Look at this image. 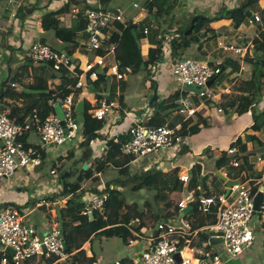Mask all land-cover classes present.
<instances>
[{"label": "crops", "instance_id": "crops-1", "mask_svg": "<svg viewBox=\"0 0 264 264\" xmlns=\"http://www.w3.org/2000/svg\"><path fill=\"white\" fill-rule=\"evenodd\" d=\"M103 1L104 0H78L79 3H87V7L79 5V3L70 2V0H56V2H53L52 0H14V2L12 3H10L9 0H3L2 2H0V90L2 92V96L4 90L16 89L17 91H20L23 88L26 89L27 86L32 85L38 79L45 80L50 88H55L58 82L63 80V78L60 77V75L52 69L51 65L32 62L26 57L27 52L33 43L42 42L48 45V43H46V40L51 43L48 46L53 50L60 53L68 51L67 48L70 45L65 42V39L58 38L54 31L46 32L43 30V16L48 12L65 10L64 13L59 14L57 17L60 28L70 29L73 26L80 28L82 22L81 18L77 19L78 15L83 18L82 13L87 8L96 6L98 8H103ZM242 1L243 0H241V2ZM173 5L174 11L172 17L166 19V25L162 29H158V26L153 23V19H149L146 9L144 10V13L146 15H142L141 20L132 18L130 21L132 23L131 26H138L136 30L135 28H131L130 26L133 37H135L137 33L142 34L143 30L146 27L149 28V33L147 35L144 34L145 37L141 38L139 42L140 48L137 45L139 55L143 62L142 64L144 65V69L146 71L132 73L126 69V73L123 72V81L125 82L126 74L132 73L134 77L138 76L136 80H144V88L145 86L147 87L148 81L150 79L156 83V87L154 90H149L151 92L149 96H144V98L143 96H141L139 104L140 106L134 107L132 111H129L127 109L129 105L126 101V98L124 97V108L119 107L118 109H114L110 117L106 121L102 122L104 123V127L101 130V134L109 139L116 138L118 135L125 133L131 126L132 121L142 122L144 125L145 123L149 122L157 112V109H155V107L152 105L156 97L159 98L157 102V104H159L166 101L174 94L179 93L181 96L179 100H181L182 98H184L182 96L184 91H186L187 93L189 91L192 93L194 92L193 90L181 89L180 86L175 82L174 78L171 76L172 66L176 63L177 59H173L171 57V51L168 46L170 44L169 41L172 39L175 33L172 35L168 34L164 36L161 31H169V28H171L170 30L174 32L175 29H178L180 27L175 25L179 24L181 20L182 22H188L193 17L199 19V17L205 16L204 18H210V20L212 21L216 18V16L220 15L222 10H229L239 6L236 5L235 0H230V3H228V0H193L192 4L189 6L185 5L183 0H179V2L173 3ZM106 7L108 9H115L112 6L110 7L109 5ZM256 7L260 9V12L258 13H261L262 10H264V0H260L259 4L256 5ZM116 10L118 9L116 8ZM197 12L203 13L204 16H198ZM120 16L122 18V22L128 23L123 19L121 11ZM148 19L150 20V23H146ZM139 23H144L145 25L141 27ZM211 27L217 32L216 38L219 37L221 39L226 36L231 40L230 43H227L226 41H219L218 45L222 43L227 45L230 44V46H235L233 44V41L238 40V44H240L241 46L237 45L235 47L241 48L243 50V53H234L235 56L227 54L231 52H224L223 50V52L221 51V53L225 55L224 57H222L225 59V63L227 59H229L231 62L235 63L237 67L235 68L233 65H230L229 67L225 66V71L229 70L230 72L235 73L234 77H232V83L230 84V86L226 87L220 93L214 94L212 90L215 84L214 83L211 86V91L215 96L213 100L206 101L200 98H194L195 107L198 109V112H201L205 117H211V127L208 129H204L200 134L186 140L179 150H166L162 152L160 156L146 159L144 161V164L142 165L143 168H140L142 170L134 171L133 173L130 167L132 163L129 166L130 172L132 174H138L141 171L146 172L156 167L161 172V182L159 184L160 187L166 188L172 187L174 185L181 186L180 190L173 191L169 194V202L171 203V206L166 207L167 203H164L162 210L156 208L159 213L156 219L159 222H167V224L169 225L180 228V230L184 232V238L181 239L180 244H183L184 256L186 254L187 256H190V258L191 256L193 257L192 259L187 257L190 260L191 264H197V260L199 259L210 260L212 256L215 257L218 255L217 252L219 254L222 252V248H220V245L222 244H219L217 246L210 245V249H208L206 244L200 239V234L204 232H211V228L214 227V224H211L205 218V215L202 212L199 213L198 216L187 215V212L189 211V205L194 202L187 204L186 209L179 210L180 213L178 211L179 203L186 201V198H188L190 194H192L194 197H212L214 195L226 194L227 187L225 183L217 176V173L220 172L228 179H231L228 177V174L234 173L235 168L227 165L222 167L221 169H217L216 164L217 160L219 159L218 155H220L221 152H225L227 153V155H229L228 150L232 148V144L238 137H242L245 143L251 144L252 146V149L246 153V156L250 158V163L254 165L253 170L250 172V179L259 177L258 175L260 173L263 174L261 175V177L264 176V146H261L259 144V141L252 142V131L246 132V130L250 128L253 123L252 113L250 112L242 116H236L233 113H228L226 107L228 97L242 94V92L239 91V88H241L243 82L252 80L257 74L258 68L261 67L260 62L264 59V52H261V49L258 50L256 48V41L261 38V35L259 36L260 31L264 32V30L260 25H258V30H248L247 33H244L242 30L244 25H242L238 30H235L232 21L227 19L213 21L211 23ZM85 30L86 29L84 27V30L79 32L78 34L84 36ZM104 35L105 37L103 38V42H110L111 44H113L111 48H115L116 51L117 42L120 39L119 30L115 26H111L108 30H105ZM60 36L65 37L64 34ZM160 40H163L162 44L164 45V59L161 62L157 61V54L153 52ZM75 41L80 45V48L75 53H73L70 58L73 59V62L77 67L79 66L83 68L86 62L90 60V56L93 53L91 52L89 56L82 55L79 50H89V45L79 39ZM260 45L261 43H259L258 48ZM61 50H64V52H62ZM190 55H193L195 59H200L202 57L197 53V51H190L185 58H192ZM215 55L216 54L211 49L210 44L209 57L216 58ZM82 56L84 57L85 61L81 60ZM111 62L112 60H110L108 63L110 64ZM77 63H79V65H77ZM144 69L141 68V70ZM11 79H13V83H10ZM171 79L174 82H172ZM122 83L123 82H118L114 77H111L107 78L106 80L102 79L100 81L94 82L93 87L88 86L85 90L79 89L80 97H76V103L77 107L81 103H83V112H77V114L83 115L86 112V104L88 103L91 104V106H94L97 102L96 99L98 97L102 98V100L105 98L110 99L113 86L116 87V95L115 97L113 96L112 100L117 101L120 104V88ZM235 86H237L238 88H235ZM137 87L138 84L136 82V89ZM128 89L129 87H126L125 91H128ZM155 92L157 93L156 96ZM82 95H87L88 101L85 102ZM36 96L37 94L33 93V97L35 98ZM138 96L139 95L135 92L133 97L137 99ZM151 97H153L152 102L150 101ZM5 103L11 104L14 109L18 111H20V108L24 107V104L21 101L17 100L14 94H11L6 98H0V111L3 110V104ZM32 104L33 100L28 101L26 104L27 108H30ZM58 104L62 106L63 103L61 104L60 101H51V107H56V105ZM258 109L259 112H264V96L262 101L260 102ZM219 110H221V112H219ZM92 111L93 110L89 111L88 114H90ZM21 112L23 116L24 113L23 111ZM162 112L163 113L161 114V118L163 119L164 125L173 126L174 122H176L177 120L178 122H180L179 124L185 123L187 126H190L194 123L195 118L188 117L186 114L179 115L177 110H164ZM125 113L127 114L126 116ZM183 115H186V117H183ZM79 124L80 126L83 125V123ZM179 124L176 126L180 127ZM33 133L35 134L34 139H32ZM256 134L259 138L264 137V133ZM25 135L26 144L29 148L28 150L26 149V151L32 158H34L35 154H40L37 158L41 160V166H31V169H29L28 167H21L12 176L13 179H11L12 177H10L9 179L1 178L6 180H0V185L2 184V186H0V214L7 208L25 206L29 202H38L36 207L31 206L28 208H24L22 209V212H27L26 215L23 214L27 226L33 228L38 236H43L51 233V231L56 227L55 225H53V223H50L51 218L55 217L56 214H51V211L48 210L49 207H52V205H56L57 212L58 210H60V208H62L58 206L60 205L59 201L61 200H59L58 202H54L51 201V199L48 201L45 199H47V197L53 196L54 194H58L61 191V182L59 186L52 185L51 182H41L40 184L38 182H33L31 177L29 180H27L21 175L20 172L23 169H27V171L29 172H43L46 170V167H50V170H53V167L57 166L55 170L57 173H59V170L61 169L58 168V166L61 164L62 160H66L65 157L69 155L68 152L71 149H64L59 152V149H47V147H43L38 130L31 131ZM84 138H77L79 141L77 143L79 144V147L77 149V152L75 153H77L80 158H85L86 153L90 152L91 156L89 160L83 162L81 159V166L84 167V165L87 164V169H89L90 166L94 168L96 160L104 159L107 153V141H104L103 138H97L96 140L92 141V143L90 144V150H88L86 149V147H83ZM207 149H210L211 151H206ZM229 158H231L230 155ZM169 162L172 168L167 167V164ZM61 165L64 166V164ZM110 165L111 164H107V167L104 168L103 172L97 175L100 176V179H102L103 174H105L107 168ZM200 165L201 170L200 168H198V166L200 167ZM182 167H185L184 171H182ZM193 172L196 174H193ZM182 176H188L190 179L189 183L182 182ZM193 177H195V179L192 183L196 188L193 187L191 183ZM203 177H207L205 186L200 185L201 183H199L198 180L200 179L201 181V178ZM196 178L197 182H195ZM103 182L104 181L99 182L98 185L92 184V186H90L88 189L96 188L97 190H100V188L104 186V184L101 186ZM4 184L5 186L3 187ZM107 184L105 186H107ZM39 185H42L43 190H38L37 193L34 194V197H31V195L28 194V188H31L32 191H35ZM12 187L14 189V192L11 191ZM121 190L125 192V189ZM148 191L154 192L155 199L156 192L154 190H141L140 192L144 193ZM43 200L47 201V203L49 204L48 207L42 205ZM64 201L65 200L63 199L62 202ZM145 204L146 206H149L147 202ZM145 204L142 207H144ZM38 211L44 215L43 219L36 221V223H34V221H28V216L32 212ZM147 219L148 218H146V220ZM154 224L155 221L151 222L149 221V219L148 221H143V228L141 229V232L134 231V229H137V227H139V224H134V229L133 231H131V237L139 233V235L142 236L141 242L137 244V242L130 240L129 243L135 245V247L126 250L125 254H122L120 255V257L113 260H106L102 256L98 257L96 255V253L93 251L92 244L94 240L92 242L88 241L83 246V249L86 253L87 258L95 257V261L93 262L94 264H115L116 261H121L123 262V264H141L142 252L147 249V247L153 242L156 234L158 233L156 229L157 227H154ZM37 225L40 226L37 228ZM135 225H137V227H135ZM194 226L198 227L196 229H193ZM252 227L256 235V241L254 245L238 259H228L229 261L225 262V264H264V213L255 216ZM131 241L133 242L131 243Z\"/></svg>", "mask_w": 264, "mask_h": 264}, {"label": "trees", "instance_id": "trees-1", "mask_svg": "<svg viewBox=\"0 0 264 264\" xmlns=\"http://www.w3.org/2000/svg\"><path fill=\"white\" fill-rule=\"evenodd\" d=\"M260 0H245L244 3L240 4L239 6L229 9V10H222L219 16H216L214 20H210V18L199 17L198 21L195 24V28L190 34H186L191 26H192V18L188 23L187 27L184 28L183 26L175 29L174 32L171 31L169 28L168 30H163L161 33L165 35H172V39L170 40V50H171V57L173 59L181 60L184 59L188 53L196 48V51L202 57L200 61H206L210 54V44L211 42L217 37V32L212 29L211 23L213 21H219L223 19L231 20L233 23V27L235 30H238L248 18H251L249 15L250 9L253 6L259 4ZM70 2L79 3L78 0H70ZM179 0H149L145 4V9L148 12L149 19L153 21L159 28H164L167 22V18H170L174 11L173 3H177ZM68 8V7H67ZM93 9H101L96 7H92ZM103 8L105 11L108 10L105 4H103ZM63 11L57 12H48L42 18V28L46 32L54 31L58 38L65 39V42L70 45L67 49L68 56L70 57L72 53H75L79 48L80 45L74 40L77 37V34L86 29V20L85 18L78 15L77 19L81 18L82 25L81 27H72L70 29H62L60 28L59 21L57 19L58 15L64 13ZM261 14L264 16V10H262ZM154 17V18H153ZM132 23H125L118 20H112L109 26H115L120 33V39L117 42L116 47V54L115 59L119 65V69L123 72V69H127L129 72L132 73H139L141 70L142 59L139 55V50L137 47V40L136 35L133 37L131 33V26ZM85 25V26H84ZM64 34L65 37H61L60 35ZM259 38L256 41V48L261 52H264V32L260 31ZM139 40L145 37L144 33H138ZM163 40L158 42L157 47L153 50L157 54V61L161 62L164 59V51H163ZM259 43L261 45L258 48ZM104 48L106 51L111 49L110 42H105ZM195 51V52H196ZM60 53V52H59ZM95 58V54L93 57H90L92 61ZM51 67H53V63H50ZM261 67L258 68L257 74L252 80L243 82L239 91L242 94L237 96H230L227 99L226 107L228 113H233L236 116H242L246 113H252L253 123L246 130L252 131L253 135L251 136L252 142L259 141L261 146H264V137L259 138L256 133H264V112H259V105L264 96V59L260 62ZM214 66H218L223 68L224 66L229 67L233 65L235 68V63L231 62L227 59L226 63L223 64H212ZM63 80L59 81L55 88H50L48 83L43 79L36 80L32 85H29L23 88L20 91L15 90H4L2 98L9 97L11 94H14L17 100L21 101L24 104L23 108H20V111H23V116L21 120H18L12 111L14 108L11 104H3V110L0 111L2 114L8 116L10 119L14 120L17 123L24 121L30 115L33 114L37 115L38 123L33 124V130H37L39 126H42L44 122L51 116L57 115L56 114V107H51V101H60V103H64L66 98L70 95H74L76 97H80V90L76 88L78 79L76 74H81L79 67H76L74 71H69L67 69H62L61 71L57 72ZM90 74L86 75V81L90 82ZM102 80V79H101ZM105 80V79H104ZM100 81V80H98ZM127 84L126 80L123 81L121 88H120V107L124 108V92L126 90ZM156 87V83L153 80H149L147 84V88L150 90H154ZM33 93L37 94L34 98ZM189 92H183V97H187ZM116 95V87L113 86L111 91V101L113 96ZM84 97V101H88L87 95H82ZM154 97V96H153ZM153 97H151L150 101L152 102ZM180 94H174L169 97L166 101L157 104L158 97H156L152 103V105L157 109L156 114L151 118V120L145 123V126H163L164 122L161 118L162 111L164 110H172L178 111L179 113V104L178 101L180 99ZM33 100V104L30 108H27V102ZM97 102L94 106L91 104H86V112L84 115L83 125L80 126L82 133L84 134V141L83 147L90 150V144L92 141L96 140L97 138H103L104 141H107V153L104 159H97L95 162L94 168L90 166L89 169L84 170L81 166V170L79 169H70L71 175H76V172L79 174L77 179L73 182L69 180V171H65L61 168L60 174V182L62 189L58 194H54L51 197H47L45 200H50L54 202H58L59 200H66V206L61 210H58V215L51 218L50 223L55 224L57 228L62 233V238L67 244L68 250L66 253L69 256L64 262H59L56 264H93L95 261V257L87 258L86 253L83 249V246L88 241H93L97 237H109V236H121L124 239L132 236L133 225L139 224L137 229L140 231L142 228L143 221L146 218L150 220H154L155 224L154 227L160 223L156 218L159 215L156 207L152 204L150 206L140 207L138 204H128L125 192L121 189H130V191L140 192L141 190H154L156 192L155 199L158 202L167 203L166 207L171 206L169 202V194L173 191H178L181 189V186L174 185L172 187H160L161 182V172L156 167L152 168L149 171H141L138 174H132L130 172V164L132 163L133 159L125 157V159L118 160V155L122 153V145L128 140V136L126 133L118 135L116 138H107L106 136L101 134V130L104 127V123L102 121H98L92 117V115L88 114L89 111L98 109L100 107V102L102 98L98 97ZM167 103V105H166ZM63 105V104H62ZM77 112L75 111V116ZM180 115V113H179ZM124 117V115H123ZM194 123L190 126H187L185 123L179 124L178 120L174 122V125H180L179 133L182 136L183 140L186 138L194 137L200 134L204 129H208L211 127L212 119L211 117H205L201 112H197L194 115ZM173 125V126H174ZM174 126V127H175ZM30 131V132H31ZM26 135L22 136L18 139L19 142H22L25 149H29L28 145L26 144ZM116 139H118V143H116ZM89 147V148H87ZM232 147L236 148L241 157L238 158L240 161V167L234 170V173H229L228 177L232 180H237L245 175L246 178L249 180L251 175L250 172L253 170L254 165L250 163V158L246 156V153L252 149L251 144H247L243 141L242 137H238L235 142L232 144ZM206 151H211L207 149ZM69 155L65 158L66 160H71L75 157V150L69 151ZM206 153V152H205ZM40 154H35L34 158L39 157ZM91 154L90 152L86 153V157H82V161L86 162L89 160ZM219 159L217 160V169H221L224 166L229 165L230 158L229 155L225 152H221ZM63 161V160H62ZM80 161V162H82ZM107 164H112L118 170V176L108 182L106 186V192L108 193L109 197L106 202L105 214L104 216L98 212H93V219H91L90 215L85 214V212L90 209V205L87 203V195L88 194H98L99 191L95 188L84 190L83 183L88 180H93V185H98L101 181L100 176H97L99 173H102L104 168L107 167ZM55 168L53 167V172H56ZM201 170L200 167L198 166ZM79 170V172H78ZM193 174H196L193 172ZM260 173L257 178H262ZM191 180V183L194 181ZM200 185L205 186L207 177L201 178ZM197 182V178L196 181ZM193 187L195 185L192 183ZM199 186V185H198ZM264 186V185H263ZM160 187V188H159ZM163 188V189H162ZM196 188V187H195ZM198 188V187H197ZM38 202H29L25 206H16L20 212L22 209L28 207H36ZM189 211L187 215L198 216L200 211V204L192 203L188 207ZM44 210V209H43ZM42 210V211H43ZM181 210L180 208L178 211ZM221 210V206L218 203L216 206H212L211 213L205 215V218L211 223L216 225L218 222L219 213ZM180 213V211H179ZM261 215V214H257ZM51 217V216H50ZM164 219V218H163ZM157 220V221H156ZM159 222V223H158ZM167 223V222H166ZM198 226H194L193 229H196ZM211 238L210 232H204L200 234V239L206 244L207 248L210 249L209 240ZM179 250H183V244H180ZM8 255V253H5ZM213 256L211 257V259ZM56 262L55 258L47 257L46 255L39 257L33 261H26L24 264H48V262Z\"/></svg>", "mask_w": 264, "mask_h": 264}, {"label": "built area", "instance_id": "built-area-1", "mask_svg": "<svg viewBox=\"0 0 264 264\" xmlns=\"http://www.w3.org/2000/svg\"><path fill=\"white\" fill-rule=\"evenodd\" d=\"M2 1L0 0V2ZM9 1L10 3L14 2V0ZM82 14L86 20V31L90 36L89 50L95 52V58L92 61L88 60L83 68L80 67L81 74H76L78 79L76 88L85 90L88 86L93 87L94 82L111 77H114L118 82H123L124 74L116 62L115 48L106 51L103 45L105 30L112 20L122 21L121 16L93 8L85 9ZM248 20L250 24H258L264 30V16L261 13H255ZM143 33L147 35L149 28L146 27ZM219 47L224 52L243 53L241 48L235 46L220 43ZM26 57L32 62L53 63L52 69L56 72L62 69L74 71L76 68L67 54L59 53L42 42L33 43ZM110 60L112 62L109 64ZM221 73V67L214 66L208 61L186 58L177 60L172 66L171 76L181 89L194 91L193 93L189 91L187 97L178 101L179 113L194 117L198 112L194 98L206 101L213 100L215 96L208 84ZM87 74H90L89 83L86 81ZM76 107L75 96H68L62 105L65 125L61 124V120L56 115H52L42 126L38 127L37 130L43 147L61 146L79 137L83 139L80 125L75 118ZM119 107V102L105 98L101 100L100 107L90 114L96 120L104 122L110 117L112 111ZM37 120V115L33 114L24 121L17 123L0 113V178L9 179L21 167L41 165L37 158L30 159L23 143L18 141L19 138L33 130V124L38 123ZM179 130V126H145L142 122L132 121L131 126L125 132L128 140L122 145V153L125 157L138 163L160 156L166 150H179L184 143ZM116 143H118V139H116ZM228 154L231 156L229 166L235 169L239 168L241 164L238 160L241 157L240 152L232 147L228 150ZM181 181L189 183L190 179L188 176H182ZM263 185L264 176L247 179L242 185L235 186L228 197L226 194L212 197H194L190 194L186 201L179 203V208L184 210L187 208V204L194 202L200 204V211L204 215H208L211 213L212 206L219 203L221 210L218 222L211 228L210 234L211 237L223 240L220 244L225 247L224 253L229 257V260H234L249 250L256 241L252 227L257 215L254 211V198L260 188L264 187ZM98 191V194L87 195L90 209L85 214L90 215L93 212H98L104 216L109 195L105 185ZM42 205L49 206L45 200H43ZM263 213L264 205L261 214ZM156 229L158 233L153 242L142 252L141 263L177 264L175 254L180 252L183 259L182 264H191L190 260L184 256V251L179 250L184 232L166 222H160ZM44 247L47 252L44 251ZM8 249H12L15 255L8 252ZM44 255L55 258V263L64 261L68 257L61 231L55 227L50 234L38 236L33 228L27 226L25 218L19 210L15 208L5 209L0 214V264H24L26 261H33ZM115 264H123V262L116 261ZM197 264H225V262H222L221 257L217 255L210 260L199 259Z\"/></svg>", "mask_w": 264, "mask_h": 264}, {"label": "rangeland", "instance_id": "rangeland-1", "mask_svg": "<svg viewBox=\"0 0 264 264\" xmlns=\"http://www.w3.org/2000/svg\"><path fill=\"white\" fill-rule=\"evenodd\" d=\"M52 1L56 2V0H52ZM147 1H149V0H104L103 3L106 6L109 5L110 7L112 6L113 8H115V9L117 8L118 10H120L121 13H122L123 19L130 24L131 23L130 21H131L132 18L141 20V16L142 15H146L144 13V10H145V4L147 3ZM183 1H184L185 5L189 6V5L192 4L193 0H183ZM235 1H236V5H240V4L243 3L244 0L242 2H241V0H235ZM228 3H230V0H228ZM79 5H81L83 7H87V3H79ZM134 5H137V8H135ZM258 12H260V9L257 8L256 6H253L250 9L249 15L251 16V14L253 15V14L258 13ZM197 13H198L197 14L198 16H204L203 13H200V12H197ZM189 22L190 21L182 22V20H181V22H179V24H176L175 26H183L184 28H186ZM192 22H193V19H192ZM146 23H150V20L148 19L146 21ZM139 25L142 27L145 24L144 23H141V24L139 23ZM243 25H244V27L242 28V30H243L244 33H247L248 30H253V31L258 30V24H250L249 20H246V22ZM110 27L111 26H109L106 30H108ZM84 34H85L84 36L80 35V34H77V37L75 38V40L79 39L81 41L86 42L89 45L90 44V37H89V35H88L86 30H85ZM104 37H105V35H103V38ZM221 39H223V40H221ZM221 39L219 37L215 38L212 41V43H211V49L216 54L215 55L216 58H222V57L225 56L224 54L221 53L222 49L218 45L219 41H226L227 43L231 42L230 38H228L226 36H224ZM46 43H48V45L51 44L47 40H46ZM238 43H239L238 40H234L233 41V44L235 46H237V45L241 46ZM61 51L64 52V50H61ZM68 51H70V50H68ZM68 51H65L66 53L65 52L64 53L68 55ZM79 51L84 56H89L91 54V52L93 54L90 57H93L94 54H95V52L90 51L88 49L87 50H79ZM191 51H196V48H194ZM227 54L235 56L234 52L227 53ZM190 56L192 57V59H195V57L193 55H190ZM2 59H3V57H2ZM81 60L85 61L83 56L81 57ZM3 61H4V59H3ZM234 75H235L234 72H230L229 70H227L221 76H219V78L217 79V81L214 84V87L212 88L214 94H218L221 91H223L226 87L230 86V84L232 83V77H234ZM137 77L138 76L134 77L132 73H129V74H126V78H125L127 87H129V89H128V91H125L124 97L126 98V101H127L128 105H129L128 108H127L129 111H132L134 109V107H139L140 106L139 104H140L141 96H143V98H144V96H149L150 93H151L149 91L150 90L149 88H147L146 86L144 88V85H145L144 84V80H141V79H137L136 80ZM136 82L138 84L137 89H136ZM172 82H174V81L172 80ZM235 88H238V87L235 86ZM141 89H142V91H141ZM135 92H136V94L139 95L137 99H135L133 97ZM147 107H149V106H147ZM12 109L10 111H12ZM137 112H139V111H137ZM184 116L186 117V115H183V117ZM76 120L78 121V123H83V120H84L83 115L82 114H77L76 115ZM34 138H35V134L33 133L32 134V139H34ZM83 138H84V134H83ZM188 139L189 138L184 139V143ZM78 142L79 141L76 138L75 140H71V141L67 142L64 145H61V146H50V147H47V149L55 148V149H59V152H61L64 149L65 150L71 149L70 151L75 150V152H77V149L79 147V144H77ZM87 148H89V147H87ZM29 156H30V154H29ZM118 158H119L118 160H122L123 161L125 159V156H124V154H121V155H118ZM30 159L32 160L31 156H30ZM37 159L40 160L39 158H37ZM80 161H81V158L77 155V153H75V157L73 159H71V160H68V159L67 160H63L61 162V164H64V168L63 169L65 171H69L70 169H73V168L81 170V162ZM40 162H41V160H40ZM138 163H135V162L133 163L132 162L130 167H131V171L133 173H134V171L142 170L140 168H143L142 165L144 164V161H142L141 163L140 162H138ZM61 164L58 166V168H60V169L63 167V165H61ZM37 167H39V166H37ZM167 167L172 168L171 165H170V162L167 164ZM184 169H185V167H182V171H184ZM187 169H189V168H187ZM61 170H59V173H57V172H53V170H50V167H46V170L43 171V172H41V171L40 172H36V171L29 172V171H27V169L26 170L23 169L22 171L20 170L21 171L20 173L27 180H29L30 177H31L33 182H38L40 184H41V182H47V183L51 182L52 185L59 186L60 185V181H59L58 178L60 176L59 174H61ZM79 170H78V172H79ZM70 172H71V170L69 171V174H70L69 175V179H70L69 181L73 182V181H75L77 179L79 174L76 172V175L72 176ZM50 173H52V174H50ZM118 173H119L118 170L111 164L107 168L105 174H103V176H102L101 181H104V182L101 184V186L103 184L106 185L107 182H109V181L113 180L114 178H116V176H118ZM11 179H13V177ZM0 180H6V179H1L0 178ZM198 180H199V182H201L200 179H198ZM92 184H94L93 180H88L85 183H83L82 186H83V188L85 190H87L90 186H92ZM0 186H2V184ZM4 186H5V184L3 185V187ZM38 190L39 191L43 190L42 189V185H39L35 191H32L31 188H28V194L31 195V197H34V194L37 193ZM11 191L14 192L13 187H12ZM125 197H126V200H127L128 204L132 205V204L136 203V204L140 205V207H142L147 202L149 204V206H150V204H153L156 208H159L160 210H162V207L164 205L163 202H158V201H156V199H154V192H149L148 191V192L141 193V192L130 191V189H125ZM65 201L64 202H62V200L59 201L60 205H58V206L64 208L66 206L65 203L67 202V201L66 202ZM87 203L89 204L88 200H87ZM62 208H60V210ZM48 210L51 211V214L58 215V212L56 211V205H52V207H49ZM53 210H54L55 213L53 212ZM22 214L26 215L27 212L24 211V212H22ZM43 217H44V215L41 212H39V211L38 212H32L28 216V221L30 220V221H34V223H36V221L42 220ZM145 221H148V219L145 220ZM149 221L154 222V220H150V219H149ZM147 225H149V224H147ZM39 226L40 225H37V228ZM146 227H151V226H146ZM142 228H140V231L138 229H134V231L141 232ZM130 240H133L134 242H137V244H139L141 242V240H142V236L139 235V233H137L133 237L130 236L127 239H124V237H121V236H109V237L102 236V237H97V238L94 239V241L92 243L93 244V251L96 253V255L98 257L102 256L106 260H108V259L113 260L115 258L120 257V255L125 254L126 250H129V249L135 247V245H132V244L129 243ZM220 248H222L221 249L222 252L220 254L217 252L218 256L221 257L222 262H228L229 261L228 260L229 257L226 256V254L223 251L224 248H225L224 245H220ZM71 255H72V253H70L68 256H71ZM186 257L190 258V256H187V255H186ZM192 258L193 257L191 256L190 259H192ZM48 264H55V262L51 261V262H48Z\"/></svg>", "mask_w": 264, "mask_h": 264}, {"label": "water", "instance_id": "water-1", "mask_svg": "<svg viewBox=\"0 0 264 264\" xmlns=\"http://www.w3.org/2000/svg\"><path fill=\"white\" fill-rule=\"evenodd\" d=\"M101 9L105 10L104 8H101ZM107 12H109V13H111L113 15H116V16H120V11L116 10V9H108ZM197 19L198 18H194L193 19L192 26H191L190 30L186 34H190L193 31V29L195 28V24L197 22ZM137 27H138L137 25H132L131 26V28H135V30L137 29ZM136 40H137V42H138L137 44L139 46L140 40H139V37H138V33L136 35ZM139 48H140V46H139ZM186 59H190V58H186ZM70 60H71V62H73L72 58H70ZM208 62L212 63V64L225 63V59L224 58L209 57L208 58ZM77 65H79V63H77ZM141 68L144 69V65L143 64H142ZM225 69H226V67L224 66L222 68V73L225 71ZM123 72L126 73V69L125 68L123 69ZM218 78H219V76L214 78L213 80H211L209 82V84H208V87H211L216 82V80ZM10 83H13V79L10 80ZM156 95H157V93L155 92V96ZM1 97H2V92L0 90V98ZM56 111H57V117L61 120V124L64 126L65 125V114H64V110H63V108H62V106L60 104L56 105ZM76 112H83V103H81L77 107ZM12 113L14 114V116L18 120L22 119V112L21 111H18V110L13 108L12 109ZM0 145H1V143H0ZM87 167H88V165L85 164L84 167H83L84 170H87ZM28 168L31 169V166H28ZM69 175L70 174H68V176ZM217 176L225 183V185L227 187V189H226V196L227 197L229 196V194L231 193V190L235 186L242 185L247 180L245 175H242V177L240 179H237V180L228 179L225 175H223L220 172L217 173ZM263 205H264V187H261L260 190L257 192L255 198H254V211H255V214H261L262 213ZM90 217H91V219H93V213L90 214ZM135 227H137V225H135ZM222 241H223L222 239H217V238L211 237L210 240H209V243H210L211 246H217L220 243H222ZM64 246H65V249L68 250L67 244H66L65 241H64ZM7 251L10 252L11 254L15 255V252L12 249H8ZM44 251L47 252L45 247H44ZM175 259H176L177 264H182L183 263L182 255H181L180 252L175 254Z\"/></svg>", "mask_w": 264, "mask_h": 264}, {"label": "clouds", "instance_id": "clouds-1", "mask_svg": "<svg viewBox=\"0 0 264 264\" xmlns=\"http://www.w3.org/2000/svg\"><path fill=\"white\" fill-rule=\"evenodd\" d=\"M143 31H144V30H143ZM169 42H170V41H169ZM163 49H164V45H163ZM169 49H170V44H169ZM170 51H171V50H170ZM190 59H192V58H190ZM198 61H200V60H198ZM206 61H208V59H207ZM211 64H212V63H211ZM75 66H76V65H75ZM76 67H77V66H76ZM78 67H79V66H78ZM79 69H80V67H79ZM122 73H123V72H122ZM221 74H222V73H221ZM210 88H211V87H210ZM78 90H79V89H78ZM75 98H76V96H75ZM51 116H52V115H51ZM143 125H144V124H143ZM21 213H22V212H21ZM22 215H23V214H22ZM56 227H57V226H56ZM49 234H50V233H49ZM66 251H67V250H66ZM68 257H69V256H68ZM68 257H67V258H68ZM67 258H66V259H67ZM66 259H65V260H66ZM65 260H64V261H65ZM64 261H61V262H64ZM55 264H56V263H55Z\"/></svg>", "mask_w": 264, "mask_h": 264}, {"label": "bare ground", "instance_id": "bare-ground-1", "mask_svg": "<svg viewBox=\"0 0 264 264\" xmlns=\"http://www.w3.org/2000/svg\"><path fill=\"white\" fill-rule=\"evenodd\" d=\"M185 256H186V254H185Z\"/></svg>", "mask_w": 264, "mask_h": 264}]
</instances>
